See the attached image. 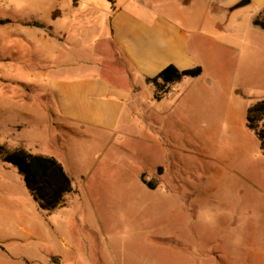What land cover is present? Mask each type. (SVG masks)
I'll list each match as a JSON object with an SVG mask.
<instances>
[{"label":"rangeland","instance_id":"rangeland-1","mask_svg":"<svg viewBox=\"0 0 264 264\" xmlns=\"http://www.w3.org/2000/svg\"><path fill=\"white\" fill-rule=\"evenodd\" d=\"M53 1L0 0V144L64 157L83 176L80 194L63 209L65 215H114L118 223L114 252L108 242L86 241L75 232L70 238L75 250L60 264H113L116 257L121 264H220L221 252L226 264H264V153L245 119L248 107L264 98V34H258L263 42L258 50L246 41L253 35L245 13L251 6L226 15L223 39L230 49L215 51L222 72L207 61L206 50L193 46L202 73L175 84L174 95L156 98L155 89L140 87L129 127L105 135L57 125L45 81L47 64L39 52H15L18 42L34 49L32 41L18 35L24 24L18 19L38 13L44 19ZM123 1L85 0L103 9ZM175 1L149 0L159 10ZM88 12L84 20L90 27ZM194 29L200 33H191L192 40L198 33L215 37L203 15ZM255 57L258 78L251 74ZM152 139L162 147L149 144ZM150 157L161 164L153 167ZM142 178L155 190L143 187ZM128 201L138 203L131 214L113 209V203ZM145 202L150 207L142 210L139 204ZM61 212L40 209L16 167L0 159V264H55L43 223ZM33 228L41 232L29 233Z\"/></svg>","mask_w":264,"mask_h":264},{"label":"crops","instance_id":"crops-1","mask_svg":"<svg viewBox=\"0 0 264 264\" xmlns=\"http://www.w3.org/2000/svg\"><path fill=\"white\" fill-rule=\"evenodd\" d=\"M62 1H65V6L61 9L59 2ZM239 1L199 0L195 4V0H176L159 10L154 9L149 0H124L119 4L113 3L107 9L85 0H78L76 3L73 0H54L45 9L44 19L38 17L41 13L32 19H18L36 20L45 27L20 24L22 28H19L18 35L32 41L34 49L30 51V47L24 48L25 43L18 42L15 52L22 56L30 55V52L33 56L41 54L42 60L47 64L45 81L53 102L52 112L57 125L76 133L99 130L102 134L109 135L129 127V119L134 111L132 102L135 101L139 88L146 86L155 89L146 78L155 76L169 64L178 69L198 64L199 59L193 46L197 50H206L207 61L222 72V63L216 60L215 51L230 49L229 42L223 39L227 34L225 24L229 21L226 15L239 8L233 7ZM247 5L251 6L245 12L249 16L247 26L253 35L246 41L249 47L258 50L263 46L258 34H264V27L255 20L264 21V0H249L243 6ZM188 7H192L191 12H188ZM88 10L92 11L89 17L91 19L87 18L90 27L86 25L87 20H84ZM200 15L206 18L208 28L215 37H203L195 29L191 32ZM102 22L105 28L99 27ZM193 32L199 33L192 40ZM103 62L107 63L106 66ZM252 62L251 74L253 78H258L257 57ZM186 78L191 77L184 79ZM179 82L171 84L175 93L178 92L175 84ZM179 96L182 94L176 97ZM128 137L134 138L130 134ZM149 142L152 146L156 144L162 147L156 140ZM43 155L55 157L64 167L72 184V191L64 195L59 205L49 210L51 214L62 211L61 216L43 223L46 226L44 230L50 235L49 256L52 262L60 264L59 259L74 252L75 245L70 238L72 240L75 232L86 241L92 237L102 244L108 242L106 246H110V250L114 252L111 240L113 228L118 224H115L117 217L72 219L66 216V210L63 209L74 204V197L80 194L78 182L83 176L67 164L64 157L49 153ZM152 159L150 157L151 161ZM159 164V161H152L153 167ZM143 187L151 191L156 188ZM112 205L114 210H123L127 216L131 214L129 210L135 209L138 203L128 201ZM139 205H142V210L150 207L146 202ZM116 230L119 232V229ZM127 230L130 231V225ZM28 232L39 234L41 229L33 228ZM128 234H124L125 237L129 238ZM221 256L222 252L219 253V263L226 264ZM117 258L113 264H121Z\"/></svg>","mask_w":264,"mask_h":264},{"label":"trees","instance_id":"trees-1","mask_svg":"<svg viewBox=\"0 0 264 264\" xmlns=\"http://www.w3.org/2000/svg\"><path fill=\"white\" fill-rule=\"evenodd\" d=\"M78 0H73L76 3ZM264 27V21L255 20ZM25 25L34 27H45L43 23L36 20L24 21ZM202 72L201 66L178 69L173 64L164 67L158 74L146 81L152 83L155 88V97L159 98L162 93L167 92L171 84L184 79L185 77H196ZM264 98L251 104L246 113V125L252 130L260 141V148L264 153ZM0 159L4 163L16 167L23 178L25 187L28 189L34 200L37 201L40 209L51 210L59 205L64 195L72 191L71 179L64 170L62 164L53 156L32 153L25 147H17L8 150L0 144ZM143 182L150 188L154 183L150 180Z\"/></svg>","mask_w":264,"mask_h":264},{"label":"water","instance_id":"water-1","mask_svg":"<svg viewBox=\"0 0 264 264\" xmlns=\"http://www.w3.org/2000/svg\"><path fill=\"white\" fill-rule=\"evenodd\" d=\"M249 0H240L239 2H237L233 7H240L245 5L246 3H248Z\"/></svg>","mask_w":264,"mask_h":264},{"label":"built area","instance_id":"built-area-1","mask_svg":"<svg viewBox=\"0 0 264 264\" xmlns=\"http://www.w3.org/2000/svg\"><path fill=\"white\" fill-rule=\"evenodd\" d=\"M175 93V88L171 87V85L168 88L167 95H173Z\"/></svg>","mask_w":264,"mask_h":264}]
</instances>
